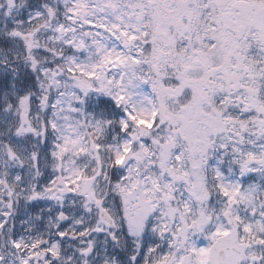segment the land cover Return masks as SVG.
<instances>
[{
	"label": "snow or ice",
	"instance_id": "6c2138e0",
	"mask_svg": "<svg viewBox=\"0 0 264 264\" xmlns=\"http://www.w3.org/2000/svg\"><path fill=\"white\" fill-rule=\"evenodd\" d=\"M0 264H264V0H0Z\"/></svg>",
	"mask_w": 264,
	"mask_h": 264
}]
</instances>
